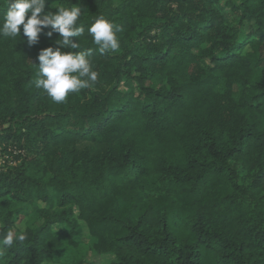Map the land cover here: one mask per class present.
<instances>
[{
    "label": "trees",
    "instance_id": "obj_1",
    "mask_svg": "<svg viewBox=\"0 0 264 264\" xmlns=\"http://www.w3.org/2000/svg\"><path fill=\"white\" fill-rule=\"evenodd\" d=\"M71 3L98 79L64 103L34 84L62 37L0 38V229L27 235L4 264L63 255L79 219L110 264H264V0Z\"/></svg>",
    "mask_w": 264,
    "mask_h": 264
},
{
    "label": "clouds",
    "instance_id": "obj_2",
    "mask_svg": "<svg viewBox=\"0 0 264 264\" xmlns=\"http://www.w3.org/2000/svg\"><path fill=\"white\" fill-rule=\"evenodd\" d=\"M6 3L7 8L0 20V38L20 37L21 26L29 46L38 43L46 28L51 29L46 33L47 37L51 38L54 33L62 37L55 41L58 47H46L38 54V72L34 81L37 89H42L52 102L61 104L70 94L93 87L98 73L93 69L91 52L72 51L79 49L80 44L79 40L70 39L84 34V26L78 25L82 15L79 3L73 4L70 0V6L66 7L54 2L48 10L46 0H6ZM87 31L101 54L119 50V27L105 16L96 17ZM62 48L69 51H62ZM26 239L24 232L0 229V264H4V249Z\"/></svg>",
    "mask_w": 264,
    "mask_h": 264
},
{
    "label": "rangeland",
    "instance_id": "obj_3",
    "mask_svg": "<svg viewBox=\"0 0 264 264\" xmlns=\"http://www.w3.org/2000/svg\"><path fill=\"white\" fill-rule=\"evenodd\" d=\"M10 160V162H14V158L11 156L2 157L0 155V165L4 162V160ZM76 217H78V212H76ZM79 228L75 236L72 238V242H70V238L66 237L65 245L62 249L61 256H57L51 259H48L46 264H71L75 260L84 258L94 264H110L113 256L97 254L94 250V244L96 240L91 236L87 225L83 220L79 219ZM64 226L55 225L53 231L58 234H61ZM70 232L67 227V234Z\"/></svg>",
    "mask_w": 264,
    "mask_h": 264
}]
</instances>
